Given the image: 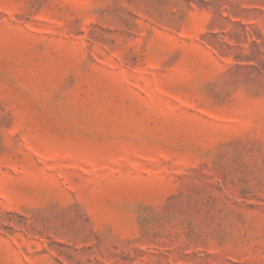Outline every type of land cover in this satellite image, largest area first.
Wrapping results in <instances>:
<instances>
[{"label": "rangeland", "instance_id": "obj_1", "mask_svg": "<svg viewBox=\"0 0 264 264\" xmlns=\"http://www.w3.org/2000/svg\"><path fill=\"white\" fill-rule=\"evenodd\" d=\"M0 264H264V0H0Z\"/></svg>", "mask_w": 264, "mask_h": 264}]
</instances>
